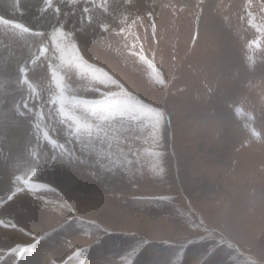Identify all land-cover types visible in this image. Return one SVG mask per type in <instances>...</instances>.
Masks as SVG:
<instances>
[{"label": "rangeland", "instance_id": "rangeland-1", "mask_svg": "<svg viewBox=\"0 0 264 264\" xmlns=\"http://www.w3.org/2000/svg\"><path fill=\"white\" fill-rule=\"evenodd\" d=\"M28 193L58 264H264V0H0V209Z\"/></svg>", "mask_w": 264, "mask_h": 264}, {"label": "bare ground", "instance_id": "bare-ground-1", "mask_svg": "<svg viewBox=\"0 0 264 264\" xmlns=\"http://www.w3.org/2000/svg\"><path fill=\"white\" fill-rule=\"evenodd\" d=\"M22 192H24V191H22ZM29 194L30 193H28L27 196H24V195L19 196V195H17L16 197H14V198H18V200H17L16 203H14V205L9 207L8 211L7 210L2 211V209H0V215H3L2 219H1V222H2V220L3 221H7L6 219H8V217H6L4 215L7 212H11L12 211L13 215H14V213H16V210H15L16 207L15 206H19V208L20 207L24 208L29 213V215L32 216L31 214H32L34 208L30 204V202L32 200H31V198L28 197ZM33 213H35V212H33ZM14 217H15V215H14ZM15 219H16V221L12 225V227H10V230L8 229L7 231L5 230V232H4V231H2L3 230L2 229V225H0V257H5V256L8 255V257H6V260H8L7 264H12L13 261L19 260V251H20L19 249L20 248H16L15 250H12V249L17 247V246H19V245H22V246L25 245L26 248L28 249L27 255L25 256V258L22 261H20L21 263L17 262V264H58L57 261H59V259L61 260L62 257H63V255H62L63 253H61V251L52 252L51 256H53V257H49V258H48V256L42 257L40 251L42 250V248H45L44 247L45 245L43 243L40 244V245H37V246L34 245L35 242L33 240L35 239V237L33 236V234L35 232H37V231H35V229H32V230L30 229V227L34 223V221H31L32 220L31 218H30L31 220L27 219L28 221L18 220L17 217H15ZM11 229L13 230V232H11L12 231ZM17 232L21 233V234H23V233L27 234L28 233L29 236H27L26 239H25V238H22V237L18 236V234H16ZM12 233H14V236L12 235ZM32 237H34V238H32ZM48 247L49 246H47V248ZM50 248H51V246H50ZM20 253H22V250H21Z\"/></svg>", "mask_w": 264, "mask_h": 264}]
</instances>
